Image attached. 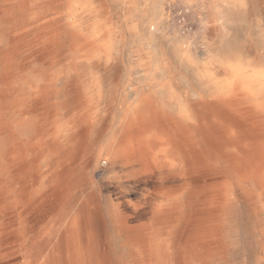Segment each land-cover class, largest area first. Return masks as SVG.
<instances>
[{
	"label": "rangeland",
	"instance_id": "obj_1",
	"mask_svg": "<svg viewBox=\"0 0 264 264\" xmlns=\"http://www.w3.org/2000/svg\"><path fill=\"white\" fill-rule=\"evenodd\" d=\"M85 1L92 32L105 33L110 46L108 70L88 75L96 86L85 100L98 104L92 140L75 159L41 150L48 140L39 130L42 69L32 59L13 74L23 96L12 98L9 111L0 109V123L8 120L14 149L28 150L24 162L32 170L7 166L10 148L0 134V264H42L43 234L58 232L79 212L90 231L98 228L92 241L110 264H264V182L221 176L189 188L168 185L218 164L182 153L171 167L158 144L130 143L123 118L148 88L161 101L165 80L167 113L189 116L193 102L213 99L236 72L264 116V25L256 24L258 16L264 21V0H240L243 10L235 13L222 8L239 0ZM77 4L65 10L80 11ZM174 5L188 11L191 31L173 26ZM4 31L0 20V49L9 42ZM1 77L0 65V83ZM72 161L83 180L64 202L56 180Z\"/></svg>",
	"mask_w": 264,
	"mask_h": 264
},
{
	"label": "bare ground",
	"instance_id": "obj_2",
	"mask_svg": "<svg viewBox=\"0 0 264 264\" xmlns=\"http://www.w3.org/2000/svg\"><path fill=\"white\" fill-rule=\"evenodd\" d=\"M81 1L86 3L85 0H0V20L9 41L5 49H0V109L9 111L12 98L17 101L23 96L13 86V74L23 71L32 59L36 60L44 83L37 99L41 110L39 130L48 136L41 150L74 156L73 159L91 143L95 127L98 104L88 103L85 97L96 85L88 81V75L98 73L100 68L107 71L110 60L106 35L92 32L91 13ZM77 3L81 4L80 11L65 10L66 5ZM243 6L242 1H234L222 11L235 13L243 10ZM152 13L161 15L163 21L164 14L158 6H153ZM262 19L256 18L258 26L264 25ZM208 76L203 75L206 79ZM243 84L239 74L234 73L223 92L211 100L193 102L189 116L167 113L166 80L160 85L161 101L148 88L124 113L130 143L158 144L171 167L177 166L182 153L194 163L206 156L218 164L217 169L200 171L197 178L170 182L168 185L173 187L211 184L221 176L239 179L250 176L264 182L263 110L252 101L251 89ZM0 134L6 135L10 148L7 166L31 171V164L24 162L28 150L14 149V135L6 118L0 123ZM82 171L76 161L62 169L56 180L60 200L65 202L72 197L83 180ZM97 232L98 228L90 231L86 216L80 212L58 232L48 230L40 241L46 245L41 252L42 264H110L107 252L92 241Z\"/></svg>",
	"mask_w": 264,
	"mask_h": 264
},
{
	"label": "built area",
	"instance_id": "obj_3",
	"mask_svg": "<svg viewBox=\"0 0 264 264\" xmlns=\"http://www.w3.org/2000/svg\"><path fill=\"white\" fill-rule=\"evenodd\" d=\"M171 8L173 26L182 32L191 31L192 28L189 23V13L185 7L181 5H174Z\"/></svg>",
	"mask_w": 264,
	"mask_h": 264
}]
</instances>
